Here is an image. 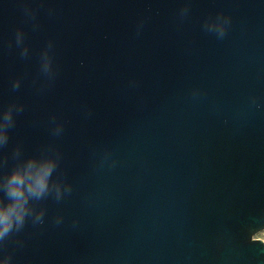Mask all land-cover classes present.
I'll return each mask as SVG.
<instances>
[{"label": "water", "instance_id": "95a60500", "mask_svg": "<svg viewBox=\"0 0 264 264\" xmlns=\"http://www.w3.org/2000/svg\"><path fill=\"white\" fill-rule=\"evenodd\" d=\"M9 208L0 264H264V0H0Z\"/></svg>", "mask_w": 264, "mask_h": 264}, {"label": "clouds", "instance_id": "9594fccd", "mask_svg": "<svg viewBox=\"0 0 264 264\" xmlns=\"http://www.w3.org/2000/svg\"><path fill=\"white\" fill-rule=\"evenodd\" d=\"M12 184L14 185H20L23 183L22 179L19 177V175H16L13 177L12 179ZM37 186L42 187L43 186V178L42 177H38L37 181H36ZM12 195L14 196H20L21 193L19 192L18 188H14L12 190ZM13 211H15L14 208H9L6 211H0V223L4 224V231H7L8 228L11 225V216ZM18 218H19V214H18Z\"/></svg>", "mask_w": 264, "mask_h": 264}, {"label": "built area", "instance_id": "2783aa9c", "mask_svg": "<svg viewBox=\"0 0 264 264\" xmlns=\"http://www.w3.org/2000/svg\"><path fill=\"white\" fill-rule=\"evenodd\" d=\"M261 232L263 233V236L262 237H258L257 236L258 234H256L253 238H255V239H261L264 242V230L261 231Z\"/></svg>", "mask_w": 264, "mask_h": 264}, {"label": "rangeland", "instance_id": "374dc122", "mask_svg": "<svg viewBox=\"0 0 264 264\" xmlns=\"http://www.w3.org/2000/svg\"><path fill=\"white\" fill-rule=\"evenodd\" d=\"M257 236L258 237H262L263 236V233L262 232H259Z\"/></svg>", "mask_w": 264, "mask_h": 264}]
</instances>
